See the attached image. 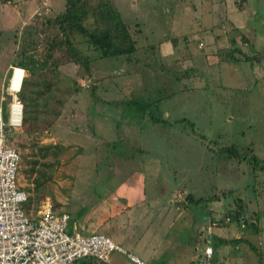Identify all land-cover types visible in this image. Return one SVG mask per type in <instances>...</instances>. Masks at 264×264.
<instances>
[{
	"label": "rangeland",
	"instance_id": "374dc122",
	"mask_svg": "<svg viewBox=\"0 0 264 264\" xmlns=\"http://www.w3.org/2000/svg\"><path fill=\"white\" fill-rule=\"evenodd\" d=\"M88 2L90 8L107 2L118 10L137 41V50L131 62L124 58L91 62L87 76L73 63L64 46L62 51L54 52L47 71L32 77L35 90L45 93L37 100V120L30 119L34 128L29 134L24 132L28 124L25 127L22 123L13 130L11 139L22 158L18 177L29 196L28 212L35 215L49 201L56 212L63 208L72 217L92 215L120 183L114 169L122 179L124 170L143 171L152 177L144 179L151 193L159 188V199L167 200L170 195L181 200L192 195L196 201L219 198L217 203L206 204L208 201L203 200L187 204L181 210L182 220L168 229L169 219L178 212L172 207L167 217L153 218V225L161 221L156 229L171 230V235L183 242L189 241L190 228L196 230L202 233L198 240L201 250L204 241L215 247L214 241L224 236L229 242L223 246L228 249L222 254L217 252L211 264H261L256 251L264 250V172L258 168L262 165L236 164L216 152L234 145L241 155L253 153L264 161L262 3L257 6L256 0H248L243 19L249 29H230L228 35L235 41L229 40L226 49L215 48L216 51L207 43L200 16L195 12L198 0ZM234 2L238 9L243 7V3ZM64 9L65 0H0L3 106L12 103L9 86L19 88L23 77L30 78L24 70L15 71L11 78L16 54L23 52L21 59L32 56L44 64L47 41L61 36L57 26L46 27L45 22ZM251 11L257 16L253 17ZM215 21L221 23L223 17L217 16ZM90 23L91 20L86 22ZM244 33L253 40L250 46L242 40ZM70 40L77 49H84L79 36L73 35ZM167 43L175 50L172 54L163 51L162 57V45ZM228 53L237 61L229 59ZM246 56L252 61H245ZM53 68L57 73L52 72ZM30 91L29 85L26 93ZM16 97L23 106L20 93ZM110 101L119 102V107L108 105ZM3 111L6 121L8 109ZM42 145H56L57 149L43 156L38 151ZM36 184L40 186L38 191ZM238 192L253 204L247 206L249 216L253 210L258 211L256 227L247 224L241 229L235 222L221 223L235 205ZM257 200H261L260 208L256 207ZM62 201L66 204L62 205ZM214 217L220 219L216 218L212 225ZM182 225L185 227L181 229ZM110 226L114 229L115 222ZM113 235L115 231L104 234L116 243ZM236 237L242 240L235 249ZM116 254L120 256L116 264H127L126 257L118 252L110 261ZM176 258L174 262L183 264V258Z\"/></svg>",
	"mask_w": 264,
	"mask_h": 264
},
{
	"label": "crops",
	"instance_id": "0c3cea01",
	"mask_svg": "<svg viewBox=\"0 0 264 264\" xmlns=\"http://www.w3.org/2000/svg\"><path fill=\"white\" fill-rule=\"evenodd\" d=\"M234 1L235 0H198V2H195L198 6V9L195 8V12L197 13L198 11L200 16L207 43L214 49L219 48L223 50L227 48L226 44H228L229 40L232 39L230 34L228 35L230 29L235 32H243L244 30L249 29L244 24L245 19H243V14L249 3L248 0H244L243 7L240 9L234 6ZM256 1L258 2L257 6L262 3V7L264 8V0ZM251 12L253 17L257 16V13L253 11ZM217 16L219 18L221 16L223 17V21H221V23H217L215 21ZM225 24H228L229 26H226ZM251 25L253 26L252 23ZM250 30L252 32L254 31V29ZM243 36L245 37L242 38L243 42L247 46H250L253 40L245 33ZM233 41L235 40L232 39V43ZM174 50V47L169 43L165 46L162 45V57L164 53L163 51H166L167 54H172ZM216 51H218V49ZM228 54L232 57L230 58L228 56L229 59L234 62L237 61V58L234 55L231 56L230 53ZM246 57L250 60L246 59L245 61H252L249 56ZM108 171L110 172V170ZM124 172V179H122L121 173L114 169L113 174L119 177L120 183L117 184L115 189H112L109 192L106 200L102 202L92 215L86 214L85 217H80L79 214L75 217L70 216L72 218V221L70 222L71 230H76L82 233H97L103 235L105 233L115 231V235H113V238L116 240L115 244L148 264H180L174 262L175 257H177L176 260L183 258L181 261L183 264H195L196 261L201 260L206 246H210L212 248V256L210 262H208V264H211L217 252H221V254L224 250L226 252L228 248L220 245V240H227L224 236H220L216 239V241H214L216 243L215 247L214 243L212 244L206 239V242L203 240L205 246L201 250L198 240L201 238L202 233H197L196 230L193 231L190 228L191 234L187 236L189 241L183 242L180 237L171 235V230L163 231L161 228L156 229L155 227L160 226L159 223L161 224V221H156L157 223L153 225V218H156L159 215H162V218L167 217V212L172 210V207H175V211L178 212L174 219H169L170 226L168 229H171L173 225H176L180 220H182L184 215L181 210H185L188 207L187 204L189 203H187L186 199H174L171 195L167 200L159 199L157 195V190L159 188L157 190L154 188L155 194L154 192L152 194L151 187H147L144 182L145 178H152L150 173H144L143 171L126 173L128 172L126 170H124ZM151 183L153 185V180ZM160 191L161 189L159 192ZM259 197H257V199ZM61 203L62 205L66 204L65 201H62ZM256 203V207L260 208L261 200H257ZM182 204L185 205L183 206ZM252 205V202L249 203V206ZM166 207L169 209L166 210ZM257 212L258 211L256 210L252 211V214L250 215L252 221H255L256 218L255 215H252ZM57 213L66 212H64L63 208H61L60 212L57 211ZM113 221L115 222V228L111 229L110 224ZM184 221L188 222V220L185 219ZM252 226H254V224ZM184 227L185 226L182 225L181 229ZM120 237H123L122 241L120 240ZM234 239L238 240L233 243V246L236 249L238 242L242 239L237 237ZM122 256L126 257L123 254ZM118 257L120 256L116 254L114 261L112 262L111 260L109 264H116L115 262H118ZM256 257L259 260L257 254ZM125 259L128 261L127 264H131L127 257ZM90 264L98 263L91 262Z\"/></svg>",
	"mask_w": 264,
	"mask_h": 264
},
{
	"label": "built area",
	"instance_id": "2783aa9c",
	"mask_svg": "<svg viewBox=\"0 0 264 264\" xmlns=\"http://www.w3.org/2000/svg\"><path fill=\"white\" fill-rule=\"evenodd\" d=\"M17 93L11 92L6 121L0 104V264H109L116 252L133 264H148L102 234L70 230V215L57 213L49 201L35 215L25 210L28 194L18 177L21 154L10 141L13 130L22 124L23 106ZM216 218L220 219L214 217L213 221ZM222 221L225 225L233 223L228 216ZM234 222L245 229L251 218L242 215ZM211 256L212 248L206 246L196 264H208Z\"/></svg>",
	"mask_w": 264,
	"mask_h": 264
},
{
	"label": "trees",
	"instance_id": "16d2710c",
	"mask_svg": "<svg viewBox=\"0 0 264 264\" xmlns=\"http://www.w3.org/2000/svg\"><path fill=\"white\" fill-rule=\"evenodd\" d=\"M88 1L89 0H65L64 11L54 17L52 20H47L45 22L46 27L49 25L57 26L61 36L47 41V49L45 52L46 62L44 64L37 63L35 60H33L32 56H25L23 59H21L23 52L16 54L17 60L14 59V67L20 68L30 75L29 79L23 80L21 89L18 92L20 93V99L23 102L22 123L25 125V127L28 124L24 130V132L27 134H29L32 131V128H34V123H30V119H32L33 122L37 120V100L43 98L45 95L44 92L35 90L36 88L33 87V82H31V79L32 77H37L42 72L47 71L51 67L47 64L48 62L53 63L52 60L54 52L58 50L62 51L64 46H66L65 51L68 53V56L72 59L73 63L78 65L84 74L90 76L91 62L112 59L115 60L120 58H124L126 62H131V57L137 50V41L134 39L132 33L124 23L119 11L113 8L112 5L107 2L98 3L93 8H90ZM240 2L243 3L244 0H241ZM88 20H91L89 25L86 24ZM31 28L32 26L28 28L29 32L32 30ZM73 35H77L82 39V42L85 45L83 50L77 49V47L71 42L70 37ZM245 59L249 58L246 57ZM52 72L57 73L56 68H53ZM29 85L31 91L27 94L26 90ZM47 87L48 86L46 85L45 92L48 90ZM107 104L112 105L113 107H119V102L117 101H110L107 102ZM8 106L9 105L5 103L3 109H8ZM56 149V145H42L38 147V151L43 156H45V154H47L49 151ZM217 150L218 151L216 153L223 156L225 155L227 158L236 162V164H242L245 162L251 164V166H255V164L258 166L262 165L258 168L260 169L259 171L264 172V161L260 160L253 153H251L252 156H248L246 154L241 155L238 147L234 145ZM23 158L25 157L23 156ZM253 168L252 170L256 172V167L254 169ZM34 187L35 190L38 191L40 186L39 184H36ZM254 191L257 190L254 189ZM237 194L239 195V192ZM238 195L236 196L237 201H235V205L232 208H229L230 211L227 214V216L230 217L231 221L233 222L242 215L250 217L246 212L249 202L244 196L241 198V195ZM203 200H205V202L208 201L206 204L217 203L219 198L218 196H213L208 200L201 198L197 201L194 200L192 195L186 198L187 203L199 201L202 202ZM28 203L29 196L27 198L26 204L24 205V208L27 211L29 209ZM254 215L257 216V213L253 214L252 216ZM213 220L214 218L211 219L212 225L213 222H215ZM222 220L223 219H221V223H223ZM255 222L256 221H252L251 219L249 224H254L253 227H256ZM228 242L229 241L227 240H220V245H226ZM256 254L259 257L260 263H264V250H257ZM196 263L197 261L195 264Z\"/></svg>",
	"mask_w": 264,
	"mask_h": 264
},
{
	"label": "bare ground",
	"instance_id": "6f19581e",
	"mask_svg": "<svg viewBox=\"0 0 264 264\" xmlns=\"http://www.w3.org/2000/svg\"><path fill=\"white\" fill-rule=\"evenodd\" d=\"M15 69H16V68H15ZM17 70L21 71V69H16L15 71H17ZM15 71L13 72L11 78H13V76L15 75ZM23 79H24V77L22 78V82H23ZM10 80H11V79H10ZM22 82H21L19 88H18V87H15V86H11V87L9 86V88H10L9 91L12 92L13 94L19 92L20 89H21ZM16 111H17V110H15L14 112H16Z\"/></svg>",
	"mask_w": 264,
	"mask_h": 264
},
{
	"label": "water",
	"instance_id": "95a60500",
	"mask_svg": "<svg viewBox=\"0 0 264 264\" xmlns=\"http://www.w3.org/2000/svg\"><path fill=\"white\" fill-rule=\"evenodd\" d=\"M178 203V202H177ZM183 206L185 205V204H182ZM253 225V224H252Z\"/></svg>",
	"mask_w": 264,
	"mask_h": 264
}]
</instances>
